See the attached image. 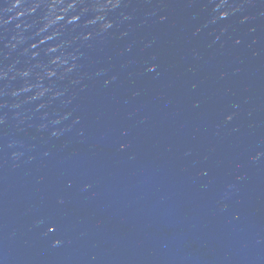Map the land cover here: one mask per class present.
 <instances>
[{"label": "water", "instance_id": "1", "mask_svg": "<svg viewBox=\"0 0 264 264\" xmlns=\"http://www.w3.org/2000/svg\"><path fill=\"white\" fill-rule=\"evenodd\" d=\"M0 264H264V0H0Z\"/></svg>", "mask_w": 264, "mask_h": 264}]
</instances>
